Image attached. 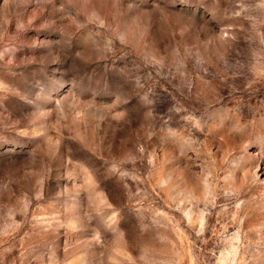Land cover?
I'll list each match as a JSON object with an SVG mask.
<instances>
[{"label":"rangeland","instance_id":"rangeland-1","mask_svg":"<svg viewBox=\"0 0 264 264\" xmlns=\"http://www.w3.org/2000/svg\"><path fill=\"white\" fill-rule=\"evenodd\" d=\"M0 264H264V0H0Z\"/></svg>","mask_w":264,"mask_h":264}]
</instances>
